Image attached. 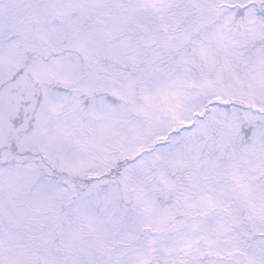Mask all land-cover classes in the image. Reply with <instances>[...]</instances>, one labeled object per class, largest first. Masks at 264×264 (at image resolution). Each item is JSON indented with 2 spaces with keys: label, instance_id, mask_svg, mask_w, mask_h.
Wrapping results in <instances>:
<instances>
[{
  "label": "snow or ice",
  "instance_id": "obj_1",
  "mask_svg": "<svg viewBox=\"0 0 264 264\" xmlns=\"http://www.w3.org/2000/svg\"><path fill=\"white\" fill-rule=\"evenodd\" d=\"M0 264H264V0H0Z\"/></svg>",
  "mask_w": 264,
  "mask_h": 264
}]
</instances>
